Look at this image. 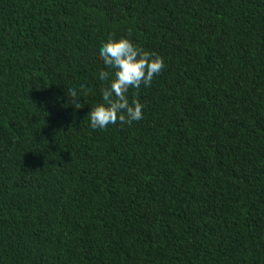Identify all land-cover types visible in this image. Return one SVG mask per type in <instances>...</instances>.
<instances>
[{"label": "trees", "instance_id": "trees-1", "mask_svg": "<svg viewBox=\"0 0 264 264\" xmlns=\"http://www.w3.org/2000/svg\"><path fill=\"white\" fill-rule=\"evenodd\" d=\"M109 37L165 66L93 130ZM0 264H264V0H0Z\"/></svg>", "mask_w": 264, "mask_h": 264}, {"label": "clouds", "instance_id": "clouds-1", "mask_svg": "<svg viewBox=\"0 0 264 264\" xmlns=\"http://www.w3.org/2000/svg\"><path fill=\"white\" fill-rule=\"evenodd\" d=\"M104 70L101 81H108L101 89L102 102L92 105L88 113L90 127L104 130L109 125H132L144 118V105L139 99H129L130 90L149 88L155 76L163 70L164 59L137 46L131 39L109 37L98 49ZM76 92H72L75 97ZM135 95V94H133ZM76 102V108L81 106Z\"/></svg>", "mask_w": 264, "mask_h": 264}]
</instances>
